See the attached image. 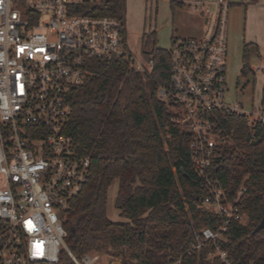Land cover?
Wrapping results in <instances>:
<instances>
[{
    "label": "built area",
    "instance_id": "built-area-1",
    "mask_svg": "<svg viewBox=\"0 0 264 264\" xmlns=\"http://www.w3.org/2000/svg\"><path fill=\"white\" fill-rule=\"evenodd\" d=\"M74 3L0 0V264H57L62 253L72 264H100L98 254L76 257L66 245L67 214L91 169L90 158L65 134L70 90L89 79L93 60H121L143 81L154 62L129 52L123 21L73 15ZM195 7L202 11L203 35L172 41L169 84L157 97L170 105L173 124L189 128L193 175L205 193L200 205L217 219L215 229L194 233L191 251L211 243L207 261L232 264L219 242H226L232 222L245 224L239 203L246 189L228 201L212 169L233 146L227 119H243L253 141L264 131V105L226 101L228 0Z\"/></svg>",
    "mask_w": 264,
    "mask_h": 264
},
{
    "label": "trees",
    "instance_id": "trees-1",
    "mask_svg": "<svg viewBox=\"0 0 264 264\" xmlns=\"http://www.w3.org/2000/svg\"><path fill=\"white\" fill-rule=\"evenodd\" d=\"M169 1L174 9L182 6ZM123 6L124 0H75L71 14L124 23ZM141 59L154 62L146 81L121 60H93L89 79L70 90L73 112L65 134L80 155L90 158L91 169L67 214L66 245L76 257L94 253L120 264H220L207 261L211 243L191 251L194 233L215 229L217 219L200 205L205 193L193 175L189 128L173 124L170 105L157 97L169 84L170 59L168 51L157 48L154 33L143 37ZM248 60L245 46L244 77L252 72ZM225 128L233 146L224 149L212 172L228 201L246 189L239 203L246 222H232L219 246L232 264H264V231L255 232L264 220V131L250 141L245 121L237 117L228 118ZM114 182L120 221L107 216ZM57 264L72 263L62 253Z\"/></svg>",
    "mask_w": 264,
    "mask_h": 264
},
{
    "label": "crops",
    "instance_id": "crops-1",
    "mask_svg": "<svg viewBox=\"0 0 264 264\" xmlns=\"http://www.w3.org/2000/svg\"><path fill=\"white\" fill-rule=\"evenodd\" d=\"M176 1L181 3L182 6L175 9L171 7L169 0L124 1V6L128 3V10L127 12L124 11V29L126 37L125 42L130 53L131 49L128 43L129 37L137 38L136 46L138 47L137 49L133 48V50H138L140 48V58L143 37L146 35L155 34L156 46L159 49H161L164 44L168 43L167 51L172 41L176 38L198 39L202 37L205 22L202 11L195 7V3L213 2L214 0ZM230 5L237 6L232 9V19L234 23L239 16H242L243 31L241 41L244 47H254L260 63L264 67V0L257 2L250 1L249 3H246L245 0H239L237 3ZM181 11H183V15H180ZM229 11L230 10H228V19ZM261 74L264 75L263 72H261Z\"/></svg>",
    "mask_w": 264,
    "mask_h": 264
},
{
    "label": "rangeland",
    "instance_id": "rangeland-1",
    "mask_svg": "<svg viewBox=\"0 0 264 264\" xmlns=\"http://www.w3.org/2000/svg\"><path fill=\"white\" fill-rule=\"evenodd\" d=\"M99 1V0H92ZM125 1V0H124ZM239 0H228L230 4L237 3ZM237 6L230 5L229 8V19L227 25V35H228V55L226 59V77H227V94L226 101L230 104L240 103L245 107H249L252 104L258 105L261 103V97L264 87V75L261 74V71L258 69L263 68L260 60L256 54L254 47H249V60L248 66L252 72H248L244 77L241 75V69L243 66V55H244V45L241 41L242 31H243V21L242 16H239L235 20V23L232 19L233 8ZM124 11L128 10V3ZM186 12V11H184ZM183 15L181 11L180 15ZM179 19V18H178ZM131 39V41H130ZM128 43L130 44V51L133 56L140 58V48L137 49L136 46L137 38L129 37ZM168 43L162 46V50L168 49ZM117 182H114L110 188L108 195V204H107V216L112 221H120L119 211L115 210L114 203L117 193ZM100 264H120V260L112 258L106 255H100Z\"/></svg>",
    "mask_w": 264,
    "mask_h": 264
},
{
    "label": "water",
    "instance_id": "water-1",
    "mask_svg": "<svg viewBox=\"0 0 264 264\" xmlns=\"http://www.w3.org/2000/svg\"><path fill=\"white\" fill-rule=\"evenodd\" d=\"M74 229L70 228L69 233H73ZM264 231V220L260 223V225L256 228L255 232Z\"/></svg>",
    "mask_w": 264,
    "mask_h": 264
}]
</instances>
